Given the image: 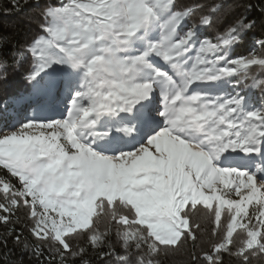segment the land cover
<instances>
[{
	"label": "snow or ice",
	"instance_id": "1",
	"mask_svg": "<svg viewBox=\"0 0 264 264\" xmlns=\"http://www.w3.org/2000/svg\"><path fill=\"white\" fill-rule=\"evenodd\" d=\"M36 3L40 32L10 62L0 38V81L24 69L0 106V244L25 207L56 264H91L89 248L114 264L264 257V39L235 55L255 22L209 38L222 4Z\"/></svg>",
	"mask_w": 264,
	"mask_h": 264
},
{
	"label": "trees",
	"instance_id": "2",
	"mask_svg": "<svg viewBox=\"0 0 264 264\" xmlns=\"http://www.w3.org/2000/svg\"><path fill=\"white\" fill-rule=\"evenodd\" d=\"M53 2L54 0H40V7ZM193 2L208 5L215 3L224 6L216 18V23L204 33L209 38L225 31L241 17H246L247 21L255 22L252 29L248 31L244 42L235 49V55H246L256 44V41L264 39V0H179L181 4ZM39 10L36 0H0V38H3V52L7 53L9 62L33 36L40 32L38 23H42V18L38 15ZM26 67L27 65H25ZM260 71L262 69L254 66L253 74H258ZM248 83H251V81L249 80ZM23 91L24 69L10 71L8 81H0V106L7 103L10 97L22 94ZM257 95L259 94L257 93ZM0 176H8L7 171L0 168ZM12 182L16 183V180L13 178ZM0 202H3L2 192H0ZM2 214L0 213V215ZM12 219L16 231L8 237L7 246L0 244V264H56V261L49 257V249L52 245L47 241H38L33 237L30 231L33 222L28 215V209L20 207ZM199 219L202 224L207 225L206 215H201ZM106 223L107 221L100 223L101 230H103ZM12 226V224L0 223V239L4 238L8 228ZM17 234L21 235V243L19 244L15 242L14 238ZM110 239L112 247L116 248L117 253L123 254L114 233ZM76 242L84 246L86 237L79 236L76 238ZM36 245H40L43 254H35ZM187 247L191 249L190 244ZM206 247L207 245L201 241L197 245L196 251L199 253L202 248ZM104 250L107 251L108 246ZM86 258L91 261V264H114L116 260L115 256L111 260L101 259L97 252L91 248L88 249ZM69 264H80V260H70ZM166 264H193V261L189 255L181 253L170 257ZM200 264H204L202 257ZM225 264H238V261L226 257ZM251 264H264V257L252 259Z\"/></svg>",
	"mask_w": 264,
	"mask_h": 264
},
{
	"label": "rangeland",
	"instance_id": "3",
	"mask_svg": "<svg viewBox=\"0 0 264 264\" xmlns=\"http://www.w3.org/2000/svg\"><path fill=\"white\" fill-rule=\"evenodd\" d=\"M9 109H10V112H11V105L9 106ZM28 114H31L30 110H29ZM6 123H7V121H4V120L0 119V129L4 128Z\"/></svg>",
	"mask_w": 264,
	"mask_h": 264
}]
</instances>
